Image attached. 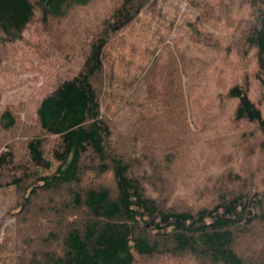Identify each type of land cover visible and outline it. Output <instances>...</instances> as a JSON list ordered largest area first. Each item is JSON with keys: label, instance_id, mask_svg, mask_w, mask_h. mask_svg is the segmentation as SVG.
I'll return each mask as SVG.
<instances>
[{"label": "trees", "instance_id": "1", "mask_svg": "<svg viewBox=\"0 0 264 264\" xmlns=\"http://www.w3.org/2000/svg\"><path fill=\"white\" fill-rule=\"evenodd\" d=\"M180 19L195 52L175 34ZM34 20L57 24L42 31L51 41H24ZM211 20L239 37L224 43ZM17 42L65 54L42 59L49 89L31 116L0 110L15 264H264V112L234 62L250 61L264 88V0H0L7 83L19 65L1 50ZM202 137L218 153L190 164L193 148L208 149ZM46 156L57 166L41 174Z\"/></svg>", "mask_w": 264, "mask_h": 264}, {"label": "rangeland", "instance_id": "2", "mask_svg": "<svg viewBox=\"0 0 264 264\" xmlns=\"http://www.w3.org/2000/svg\"><path fill=\"white\" fill-rule=\"evenodd\" d=\"M185 9L186 6L181 5L178 20ZM247 12L248 6L240 5V7L235 8L233 14L236 19H241L247 16ZM178 23L179 25L176 27L177 32L175 34H178L180 36L182 46L184 47L187 45V43H190L188 47L192 50V52H195L196 46H194L191 42V39L189 37V34L187 33L185 25L182 22V19H180ZM56 26L57 24L55 23L50 27H43L38 20H34L30 23L27 30L24 32L23 39L24 41L25 39L27 41H36L38 34L41 33V38L44 41H51L52 35L49 34V32L42 33V31L53 30ZM234 27L235 25L227 26L226 24L218 23L214 20H211L207 23V28L214 34L218 35L224 43H231L232 41H236V39L239 37V33ZM50 45L52 48L55 49L56 55H54L51 47L43 46L45 48H41V46H39L38 48H33L32 46L30 47L24 42H17L16 47L11 46L2 48L1 57L3 60L8 58L11 52L15 51L14 59L15 64L19 65V72L15 76L10 77V79L12 80L10 83H7L6 79L0 76V110L4 107L11 106L12 108L17 109L19 111V114L22 119H26L27 116L32 115L33 104L37 101L38 97L43 94L42 91L39 90V88L42 87L46 91L49 89L47 85V83L49 82V78L46 79V76H42L39 73L42 69L50 68V65L48 63H43L42 59H45V61L49 60L54 62L58 60L57 58H62L65 54V50L59 52L56 50V47L54 45ZM66 55H69V53ZM234 58H236V56H234ZM234 62L236 63V71H239V75L242 74V76H246L248 79L251 80L250 94L264 112V88L259 85L258 80L256 78L254 79V71L251 66V62L248 61L246 63V65H248L250 68L248 66L247 68H245L246 65L242 68L239 62ZM107 93L110 94V91L107 90L106 86L105 90L101 94V99L104 101L101 106V111L107 117L113 118L114 116L112 113V108L107 105ZM224 101H226L224 102V105L226 103V106H231V103L228 102L229 100ZM202 102V98H196L192 101L190 106H192V109H195L196 106H198L199 108V106H202ZM222 132L223 130H221L219 133ZM205 136H207V133L205 134ZM202 138L207 139L206 141L208 149L203 151L199 148H193L192 151L189 152L190 164L191 161H195V159L198 163H200L201 161L203 162L208 156L207 153L212 154V160L214 162L213 154L218 153V147L214 146L216 140H213V137ZM224 138L228 137H219V139L222 140ZM258 139H262L264 141V137ZM224 150L227 153L228 148H224ZM261 153H258L256 156H251V158L249 159H253L256 162L258 160L260 161L264 157L263 152ZM206 160L210 162L209 158H206ZM46 161H48V166L45 163ZM56 166L57 163L54 162L49 156H46L45 161L40 167V173H51L54 171ZM17 200L18 198L14 186L0 187V264H15L16 262V260H14L17 251H15V245L18 246V244L15 240V229L20 216L18 213L19 200Z\"/></svg>", "mask_w": 264, "mask_h": 264}]
</instances>
